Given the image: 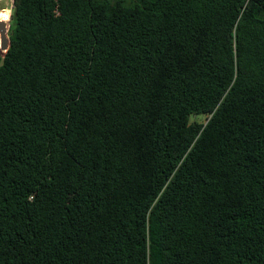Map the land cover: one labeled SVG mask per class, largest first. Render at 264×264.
Listing matches in <instances>:
<instances>
[{
    "label": "trees",
    "instance_id": "16d2710c",
    "mask_svg": "<svg viewBox=\"0 0 264 264\" xmlns=\"http://www.w3.org/2000/svg\"><path fill=\"white\" fill-rule=\"evenodd\" d=\"M0 264H264V0H13Z\"/></svg>",
    "mask_w": 264,
    "mask_h": 264
},
{
    "label": "water",
    "instance_id": "95a60500",
    "mask_svg": "<svg viewBox=\"0 0 264 264\" xmlns=\"http://www.w3.org/2000/svg\"><path fill=\"white\" fill-rule=\"evenodd\" d=\"M8 29H9L8 21L0 20V50L2 53H5L10 46Z\"/></svg>",
    "mask_w": 264,
    "mask_h": 264
},
{
    "label": "rangeland",
    "instance_id": "374dc122",
    "mask_svg": "<svg viewBox=\"0 0 264 264\" xmlns=\"http://www.w3.org/2000/svg\"><path fill=\"white\" fill-rule=\"evenodd\" d=\"M13 3H10L9 0H0V17H6L2 18L0 20H6L9 19V14H12V7ZM11 17L8 21V24L10 23Z\"/></svg>",
    "mask_w": 264,
    "mask_h": 264
},
{
    "label": "bare ground",
    "instance_id": "6f19581e",
    "mask_svg": "<svg viewBox=\"0 0 264 264\" xmlns=\"http://www.w3.org/2000/svg\"><path fill=\"white\" fill-rule=\"evenodd\" d=\"M10 17H11V14H9V19H10ZM9 19L3 20V21H9Z\"/></svg>",
    "mask_w": 264,
    "mask_h": 264
},
{
    "label": "built area",
    "instance_id": "2783aa9c",
    "mask_svg": "<svg viewBox=\"0 0 264 264\" xmlns=\"http://www.w3.org/2000/svg\"><path fill=\"white\" fill-rule=\"evenodd\" d=\"M10 3H13V0H9Z\"/></svg>",
    "mask_w": 264,
    "mask_h": 264
},
{
    "label": "clouds",
    "instance_id": "9594fccd",
    "mask_svg": "<svg viewBox=\"0 0 264 264\" xmlns=\"http://www.w3.org/2000/svg\"><path fill=\"white\" fill-rule=\"evenodd\" d=\"M2 18H6V17H0V19H2Z\"/></svg>",
    "mask_w": 264,
    "mask_h": 264
}]
</instances>
